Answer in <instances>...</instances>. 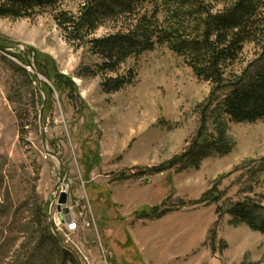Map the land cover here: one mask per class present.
<instances>
[{
	"label": "rangeland",
	"instance_id": "rangeland-1",
	"mask_svg": "<svg viewBox=\"0 0 264 264\" xmlns=\"http://www.w3.org/2000/svg\"><path fill=\"white\" fill-rule=\"evenodd\" d=\"M106 32L100 28L95 37ZM245 56L254 58L251 47ZM20 57L71 77L72 100L41 75L40 84L28 79ZM102 63L90 46L68 44L47 13L0 18V154L8 159L0 178L3 247L25 241L22 224L33 209H47L61 168L72 182L70 203L83 195L94 219L93 228L69 235L82 264L83 256L89 264H264V237L226 213L243 197L264 193L252 173L264 158V120H226L229 153H212L197 169L155 171L198 139L201 115L202 133H214L212 109L227 92L210 96L211 86L166 47L121 65L119 73L131 67L136 77L116 93H104L103 77L93 74ZM35 87L42 106L32 98ZM211 189L219 200L196 205Z\"/></svg>",
	"mask_w": 264,
	"mask_h": 264
},
{
	"label": "trees",
	"instance_id": "trees-1",
	"mask_svg": "<svg viewBox=\"0 0 264 264\" xmlns=\"http://www.w3.org/2000/svg\"><path fill=\"white\" fill-rule=\"evenodd\" d=\"M65 1L0 0V18L23 19L47 13L68 44L88 45L103 58L99 71L93 74L100 73L103 77L101 89L106 94L133 84L135 69L129 67L119 73L121 65L160 47L169 49L198 80L207 82L211 86L210 96L227 92L212 109L214 133H202L207 118L201 115L198 139L155 171L176 166L177 172L190 167L197 169L202 158L212 153H229L232 145L225 137L226 120L234 123L264 120V0H71L75 3L70 7ZM100 28L107 32L96 38ZM248 46L253 50V59L245 56ZM19 61L26 64L23 57ZM20 70L38 84L32 73ZM35 71L51 82L56 91H66V97L72 100L76 87L71 77L40 64ZM108 73L113 76L106 75ZM43 86L48 92L47 100L51 99V88L46 83ZM31 95L42 106L38 87ZM10 101L21 104V101ZM22 113L20 110L18 120ZM7 160L0 154L1 180ZM252 173L255 186L264 183L260 182V175L264 176V158ZM252 191L250 186L247 192ZM244 192L246 190L239 191ZM218 200L219 195H214L211 189L195 204L208 206ZM263 202L264 193L245 196L228 207L226 213L232 223L244 224L264 237ZM220 210L217 208L216 214L219 215ZM31 215V220L22 224L26 234L23 243L13 250H8L12 245L4 248L3 242L0 243V264H77L52 233L46 220V208L37 207ZM4 234L0 224V241Z\"/></svg>",
	"mask_w": 264,
	"mask_h": 264
},
{
	"label": "built area",
	"instance_id": "built-area-1",
	"mask_svg": "<svg viewBox=\"0 0 264 264\" xmlns=\"http://www.w3.org/2000/svg\"><path fill=\"white\" fill-rule=\"evenodd\" d=\"M71 183L69 178L64 177L59 186L58 195H54L53 200L50 201L47 207V215H49L52 230L60 232V237L63 239L64 243L70 247H72V241L69 239V235L71 237L73 234L94 227V219L89 215L88 201L86 202L84 200L83 195L77 196L76 199L72 200V203H70ZM60 193H64L67 197L64 204L58 203ZM83 258L82 262L89 264L87 258L84 256Z\"/></svg>",
	"mask_w": 264,
	"mask_h": 264
},
{
	"label": "water",
	"instance_id": "water-1",
	"mask_svg": "<svg viewBox=\"0 0 264 264\" xmlns=\"http://www.w3.org/2000/svg\"><path fill=\"white\" fill-rule=\"evenodd\" d=\"M3 48V47H2ZM27 61V60H26ZM27 64H28V66H29V68H30V72L36 77V79L38 80V84H40V82H39V78H38V74L36 73V71H35V69L32 67V65L27 61ZM46 103V101H45V98H44V104ZM42 111H43V108L41 109V114H40V123H41V118H42ZM41 127H42V125H41ZM42 138H43V142H44V134H43V136H42ZM63 171H62V169L60 168V175H59V179H58V181H57V183H56V185H55V188H54V193L57 195V193H58V188H59V186L61 185V183H62V180H63ZM66 202V195L64 194V193H60V195H59V199H58V203L59 204H64ZM47 220H48V224L49 225H51V223H50V220H49V215H47ZM56 235V234H55ZM57 237H58V239L60 240V243H61V245L63 246V248L65 249V250H67L70 254H72V256L74 257V259H75V261L77 262V264H82L81 263V260H80V258H79V256L77 255V253L73 250V249H71L70 247H68L67 245H65L64 243H63V241L61 240V238L58 236V235H56Z\"/></svg>",
	"mask_w": 264,
	"mask_h": 264
},
{
	"label": "bare ground",
	"instance_id": "bare-ground-1",
	"mask_svg": "<svg viewBox=\"0 0 264 264\" xmlns=\"http://www.w3.org/2000/svg\"><path fill=\"white\" fill-rule=\"evenodd\" d=\"M78 83H79V81L78 80H76ZM57 232V231H56Z\"/></svg>",
	"mask_w": 264,
	"mask_h": 264
}]
</instances>
